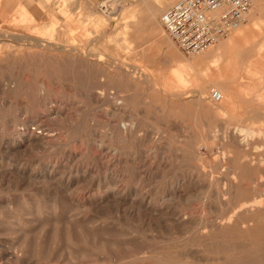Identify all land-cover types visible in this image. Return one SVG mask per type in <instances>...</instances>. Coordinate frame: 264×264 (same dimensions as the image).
Here are the masks:
<instances>
[{
	"label": "rangeland",
	"instance_id": "rangeland-1",
	"mask_svg": "<svg viewBox=\"0 0 264 264\" xmlns=\"http://www.w3.org/2000/svg\"><path fill=\"white\" fill-rule=\"evenodd\" d=\"M85 1L0 0V264H246L249 248L264 247L263 214L242 215L234 228L224 223L240 203L226 180L250 187L264 153L249 150L243 159L217 139L208 149L203 141L237 125L264 132V0H253L256 30L244 44L257 80L233 85L235 98L226 94L219 116L208 111L217 108L209 95L227 83L213 72L177 88L166 46L199 58L246 23L186 56L152 29L178 0H159L153 24L146 22L152 1L145 9L119 0L135 10L123 20L105 17L111 0L89 10ZM218 148L234 158L218 162L228 176L213 169ZM54 232L59 242L42 248L38 239Z\"/></svg>",
	"mask_w": 264,
	"mask_h": 264
},
{
	"label": "bare ground",
	"instance_id": "bare-ground-1",
	"mask_svg": "<svg viewBox=\"0 0 264 264\" xmlns=\"http://www.w3.org/2000/svg\"><path fill=\"white\" fill-rule=\"evenodd\" d=\"M141 1L144 6L143 8L148 9L149 8V1L153 2V5L151 6V9L147 12L148 16H147V20L146 22L153 24L154 19H155V15L157 14V9L158 6L160 5V1L159 0H139ZM172 1V0H171ZM253 1V0H252ZM108 4V5H106ZM106 11L104 12L105 17L108 19V17L111 15H113L116 18L120 19H126L127 16H134L135 15V10L131 9L128 11H124V7L121 6L119 0H111L109 3H106ZM161 7V6H160ZM253 9V2H252V7L249 11L250 14H248L249 18L248 21L250 26H247V30L245 29V32L242 31L241 34L235 38H232L230 40H228L227 42L221 43L218 46V50L215 51H207L205 54H203L201 57L199 56V58H193L192 60H186L181 58L177 52L175 51V48H173V46H166V48H168V54L170 55V60L171 63L173 64V70L171 72V81L172 83H174L177 88L180 89H184L188 86H191L193 83L197 82V80L203 76V74H210L212 75L213 72H215V76H218L220 78H222V80L227 83L228 86L225 87L224 83L221 88H219V93L222 97L221 101L216 104L217 108L216 109H208L209 113L212 114L213 116H219V115H225V106L223 105V103L225 102L227 96L226 94H228L229 96H231V98H235L233 93H232V86L236 85H242V84H247V85H251V83H254V81H256V76L254 74V71H256V69H254V65H256L255 62L253 61H249L250 58H248V49H244V44L245 42H247L249 40L250 42V35L252 34V28L255 29L254 23L256 24V22H254L253 20L255 19V13L253 11H251ZM111 18V17H110ZM257 19V18H256ZM107 22V21H106ZM260 22V21H259ZM138 23V22H137ZM258 23V21H257ZM138 25V24H136ZM156 28L155 26L152 25V29L155 31H157L158 34L161 33V35L163 37H166V34L164 33L160 22L158 21V23L156 24ZM254 26V27H253ZM258 26V25H257ZM263 26V25H262ZM261 26V27H262ZM241 28V27H240ZM239 28V29H240ZM259 28V26H258ZM257 28V29H258ZM237 29V30H239ZM260 29V28H259ZM236 30V31H237ZM256 30V29H255ZM259 32V30H257ZM264 31V30H262ZM261 31V32H262ZM250 34V35H249ZM84 35V34H83ZM253 35V34H252ZM249 36V37H248ZM162 37V38H163ZM253 37V36H252ZM164 39V38H163ZM162 39V40H163ZM35 42H40V40L35 39ZM165 41V39H164ZM44 44V43H43ZM47 45V43H46ZM160 45V44H159ZM125 47V46H124ZM163 47V46H162ZM129 46L124 48V51H126V53H128L129 50ZM131 50V49H130ZM165 50V49H164ZM40 55H38L39 57ZM42 56V55H41ZM36 59V58H35ZM41 60V59H39ZM255 60V59H253ZM36 61V60H35ZM99 61V60H98ZM100 62V61H99ZM258 62V61H257ZM29 64V63H28ZM37 64V63H36ZM201 65V67L203 68V70L200 72L198 69V66ZM37 66V65H36ZM87 66V65H86ZM34 67V66H33ZM44 67V66H43ZM49 67V66H48ZM200 67V68H201ZM100 69V68H99ZM40 70V68H39ZM46 70V69H45ZM44 71V70H43ZM49 71H51L49 69ZM135 71V70H134ZM38 72V71H37ZM41 72V71H40ZM46 73V72H44ZM114 74V73H113ZM115 80L122 82L123 80H127L126 76H123L121 74H116L115 73ZM89 77V76H88ZM103 77V76H102ZM57 78V77H56ZM130 78V77H129ZM61 79V78H60ZM112 79V78H111ZM201 79V78H200ZM113 79V81H115ZM76 81V80H75ZM116 81V82H117ZM157 83L160 80H154ZM201 81V80H200ZM110 82H112V80H110ZM128 82V81H127ZM135 82V81H134ZM133 82V83H134ZM118 83V82H117ZM130 83V82H129ZM121 84V83H120ZM128 84V83H127ZM126 84V85H127ZM131 84V83H130ZM135 84V83H134ZM139 84V83H138ZM123 86V84H121ZM135 86V85H134ZM118 87V86H117ZM121 87V86H120ZM129 87V85H128ZM139 88V86H137ZM37 88H38V92L39 93H45L44 91V86L42 84H37ZM131 88V86L129 87ZM34 90V88H32ZM120 89V88H119ZM228 89V90H227ZM121 90V89H120ZM123 90V89H122ZM121 90V91H122ZM125 91V90H124ZM130 91V89H129ZM127 91V92H129ZM105 92V91H104ZM121 93V92H120ZM118 94V93H117ZM128 94V93H127ZM29 95V94H28ZM154 95V94H153ZM33 96V95H32ZM118 96V95H117ZM126 96V95H125ZM130 96V95H129ZM155 96V95H154ZM252 96V95H251ZM35 97V96H33ZM122 97V96H121ZM133 97V96H132ZM136 97V96H134ZM100 98V97H99ZM115 98V97H114ZM120 98V96H119ZM129 98V97H128ZM131 98V97H130ZM188 98V96H187ZM248 98V97H247ZM247 98L242 99V103H244L243 105L247 107L248 103L250 100H248ZM117 99V98H116ZM38 100V99H37ZM44 100V99H43ZM96 100V99H95ZM122 100V99H121ZM124 100V99H123ZM127 100V99H126ZM125 100V101H126ZM137 100V99H136ZM99 101V100H98ZM109 101V100H108ZM135 101V100H134ZM107 102V101H106ZM127 102V101H126ZM125 102V103H126ZM132 102V101H131ZM240 102V101H239ZM134 103V102H133ZM119 104V103H118ZM41 105V104H40ZM131 105V103H130ZM125 108V107H124ZM51 109V108H50ZM120 109V108H119ZM116 110V109H113ZM128 112V111H127ZM122 114V113H121ZM248 114V113H247ZM58 115V114H57ZM114 115V114H113ZM54 116V115H53ZM117 116V115H116ZM46 117V116H45ZM57 117V116H56ZM118 117V116H117ZM53 118V117H52ZM255 118V117H254ZM118 119V118H117ZM32 120V119H31ZM35 120V119H34ZM33 121V120H32ZM37 121V120H36ZM39 121V120H38ZM34 130H39L42 126H36V125H32ZM124 126V124H123ZM227 126V125H226ZM23 127V126H22ZM32 129V128H31ZM43 129V128H42ZM125 129V128H124ZM230 129V128H229ZM227 129L226 131H222L221 130L218 132H216V134H213L212 136H210L209 138H206L203 142L205 144V147L208 148H212L210 146V144L208 143L209 139H217L219 142L221 141L223 144H225L227 147H231L234 148L233 150H237L240 154L241 157L243 159L247 158V153L249 150H257L260 152L264 153V132L262 131H255L252 130L250 128L247 127H243V126H234L232 128V130ZM27 130V129H26ZM32 131V130H31ZM46 133V132H45ZM22 135V134H21ZM34 135V134H33ZM51 135V134H50ZM55 135V134H54ZM49 136V135H48ZM53 136V134H52ZM124 136V135H122ZM43 137V136H42ZM50 137V136H49ZM208 137V136H207ZM25 138V137H24ZM41 139V138H40ZM27 141V140H25ZM43 141V140H42ZM255 141L260 142L256 145L255 147ZM51 142V141H50ZM27 143V142H26ZM34 143V142H33ZM28 145V144H27ZM31 145V143H30ZM40 145V144H39ZM38 146V144H37ZM220 147V146H219ZM37 148V147H36ZM44 148V147H43ZM57 149V148H55ZM211 150V149H210ZM218 150V151H217ZM215 149L214 153L216 154V156H219V159L215 160V165L213 167L214 170L220 171L221 172H229L228 168H223L221 166L220 163H225L226 161H230V160H234V158L226 151H224L222 148H218ZM195 151V150H193ZM212 151V150H211ZM213 152V151H212ZM211 152V153H212ZM213 155V154H212ZM264 156V155H263ZM262 156V157H263ZM217 158V157H216ZM246 161V160H245ZM247 162V161H246ZM262 164H264V158L263 161L261 162ZM213 165V164H212ZM261 165V164H260ZM252 164L251 166L247 165V171L245 173V175H249L250 170L253 171L252 168ZM245 168V169H246ZM252 168V169H251ZM211 169V170H213ZM228 169V170H227ZM257 169V168H255ZM260 169V168H259ZM258 170V169H257ZM256 171V170H254ZM252 174V173H250ZM215 176V175H214ZM228 176V175H227ZM219 177V175H218ZM224 177V176H223ZM231 177H233V175L231 174ZM254 177V176H253ZM217 178V177H215ZM226 178V177H225ZM250 178V187L243 188L241 186V181L242 179H239L238 177H234V181L232 178H230V175L228 176V181L226 180V185H227V191L228 194L231 196V200L235 199L238 197V201L240 202L237 206V211L238 213H236L234 211V213H232L231 215H228L225 220L224 223L231 225L232 228L237 227V225H240V222H238V217H241L242 215H250V216H256L260 213L263 214V222H264V167L262 170V175H257V178L254 180ZM248 178V179H249ZM232 180V182H231ZM219 181V180H218ZM222 181V179H221ZM51 182V181H50ZM225 182V181H224ZM224 185V184H223ZM226 187V186H225ZM259 188V189H258ZM226 191V190H225ZM226 193V192H225ZM224 193V194H225ZM215 195V194H214ZM226 195V194H225ZM223 195V197L225 196ZM250 196L249 199H244V197H248ZM224 201V200H223ZM236 202V201H235ZM26 206V205H25ZM38 213V212H37ZM36 214V213H35ZM179 214V213H178ZM241 214V215H240ZM39 215V214H38ZM47 216V215H46ZM52 217V216H51ZM237 217V218H236ZM42 218V217H41ZM72 218V217H71ZM256 218V217H255ZM254 218V219H255ZM258 218V217H257ZM20 219V218H19ZM47 219V218H46ZM185 219V218H184ZM221 219V218H220ZM253 219V220H254ZM41 220V219H40ZM76 220V219H75ZM187 220V219H186ZM243 220V219H241ZM42 221V220H41ZM46 222V220L44 221ZM43 222V223H44ZM217 222V221H215ZM241 224H244L243 222H241ZM205 225V224H204ZM216 225V224H214ZM32 226V225H31ZM264 226V225H263ZM27 227V226H26ZM96 227V226H95ZM29 228V227H28ZM82 229V228H81ZM28 230V229H27ZM184 230V229H183ZM11 231V230H10ZM23 231V230H22ZM55 231H57V229H55ZM90 231V230H89ZM205 231V230H204ZM262 231H264V227L262 228ZM44 230L42 231L43 234ZM149 232V231H148ZM27 233V232H26ZM47 235V234H46ZM50 235V233H49ZM256 235V234H255ZM20 239V238H19ZM43 238H39L38 241H40V244L42 245V248H46V244L49 243V245L51 243H53L55 245L56 242H59V237L58 234L56 232L53 233V235L51 236V238H46L44 240H42ZM42 240V241H41ZM28 240H26L24 242V244H27ZM69 244V243H68ZM250 246V245H249ZM60 247V246H59ZM78 247V246H77ZM261 247V246H260ZM259 245H255L252 246L251 248L248 249V251L246 252V248H245V252H246V257L241 256V258L247 259L246 264H264V247L260 248ZM199 248V247H198ZM238 250V249H237ZM79 251V250H78ZM242 251V252H244ZM239 253V252H238ZM237 254V253H236ZM235 254V255H236ZM242 254V253H241ZM21 255V254H20ZM239 256V257H240ZM188 257V256H187ZM238 257V259H239ZM16 258V257H15ZM157 258V257H156ZM181 258V256H180ZM179 258V259H180ZM189 258V257H188ZM51 259V258H50ZM186 259V258H184ZM193 260V259H192ZM176 261V260H175ZM239 261V260H238ZM234 262V261H233ZM241 263V262H240ZM61 264V263H60Z\"/></svg>",
	"mask_w": 264,
	"mask_h": 264
},
{
	"label": "built area",
	"instance_id": "built-area-1",
	"mask_svg": "<svg viewBox=\"0 0 264 264\" xmlns=\"http://www.w3.org/2000/svg\"><path fill=\"white\" fill-rule=\"evenodd\" d=\"M252 0H178L160 15L159 22L176 48L186 56L213 47L247 22ZM222 97L211 91L209 100Z\"/></svg>",
	"mask_w": 264,
	"mask_h": 264
},
{
	"label": "crops",
	"instance_id": "crops-1",
	"mask_svg": "<svg viewBox=\"0 0 264 264\" xmlns=\"http://www.w3.org/2000/svg\"><path fill=\"white\" fill-rule=\"evenodd\" d=\"M98 1H99V0H86V1L84 2V3H85V6H84L83 8H85V9H87V10L92 9V6L90 5V3H92V2H98ZM258 1H259V0H255V2H256L257 4H259ZM76 4H77L76 6H74V7L71 6V8H78V4H79V2H76ZM253 9H254V7H253ZM253 9H252V10H253ZM253 12H254V11H253ZM254 13H255V12H254ZM249 22H250V21L247 20V22H246V26L249 25Z\"/></svg>",
	"mask_w": 264,
	"mask_h": 264
}]
</instances>
